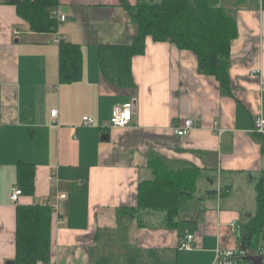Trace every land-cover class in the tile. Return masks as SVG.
<instances>
[{
  "label": "crops",
  "instance_id": "obj_1",
  "mask_svg": "<svg viewBox=\"0 0 264 264\" xmlns=\"http://www.w3.org/2000/svg\"><path fill=\"white\" fill-rule=\"evenodd\" d=\"M209 1L237 23L229 89L202 72L192 52L150 38L132 60L133 87L105 80L99 47L131 45L137 34L121 0H59L55 11L67 20L55 33L32 32L14 5L0 4V264L15 258L16 207L53 206L61 195L50 260L38 264H213L216 250L242 248L239 235L264 182V136L253 130L255 117L264 118V0ZM60 40L82 49L80 82L59 83ZM133 99L131 125L111 128L114 108ZM85 116L95 125L84 126ZM187 119L197 129L179 138L172 128ZM154 159L199 172L197 192L174 227L167 211L137 207ZM19 161L36 168L35 195L13 204ZM220 188L228 192L209 196ZM188 235L191 250H182Z\"/></svg>",
  "mask_w": 264,
  "mask_h": 264
},
{
  "label": "trees",
  "instance_id": "obj_2",
  "mask_svg": "<svg viewBox=\"0 0 264 264\" xmlns=\"http://www.w3.org/2000/svg\"><path fill=\"white\" fill-rule=\"evenodd\" d=\"M134 23L137 34L131 45H103L99 47L100 72L105 80L121 87H133L132 60L146 51L148 38L156 43H170L195 54L202 72L216 75L222 88L229 89L228 65L231 45L237 37V23L209 0H162L160 3L129 5L121 0ZM20 18L27 21L35 33H55L58 21L53 12L59 0H11ZM83 78V52L79 45L59 42V83L80 82ZM154 177L138 186L137 207L144 210L167 211L168 227H174L179 209L192 199L198 189L196 169L170 170L159 160L150 161ZM36 168L19 161L17 185L23 195H35ZM222 189V188H221ZM221 191H209L220 197ZM226 194V191H225ZM256 211L240 232L248 250H256L264 234V182L256 188ZM53 209L49 205L29 204L16 207L15 264H38L51 257ZM242 246V247H244Z\"/></svg>",
  "mask_w": 264,
  "mask_h": 264
},
{
  "label": "built area",
  "instance_id": "obj_3",
  "mask_svg": "<svg viewBox=\"0 0 264 264\" xmlns=\"http://www.w3.org/2000/svg\"><path fill=\"white\" fill-rule=\"evenodd\" d=\"M11 0H0V4H9ZM53 17H55L58 21V23L65 22L67 19L64 15L58 14L56 11L53 12ZM257 72H251V75H256ZM260 91L264 92V81L260 85ZM135 107H136V99H133L131 102H128L126 104H123L121 106H117L114 108L112 112V116L110 118L109 126L111 128L115 129H124L131 125L133 115L135 113ZM57 110L51 111V116L56 117L57 116ZM82 123L84 126H94L95 121L85 116L82 119ZM197 129V123L194 120L187 119L183 120L178 126H174L172 128V132L179 138H185L187 137L191 131ZM253 130L256 134L264 136V118L261 116H257L254 119L253 123ZM217 133H219V130H216ZM53 182L57 183L56 176L53 178ZM220 188L218 191H221ZM228 191H226L227 193ZM225 194V191L223 192ZM23 193L22 190L15 186L12 189L10 200L13 204H17L19 202V199L22 197ZM66 199L65 195H61L57 197V201L53 206L49 205L48 203L44 205H49L54 213H57L58 211V201ZM235 222L233 223V226H235ZM194 240V236L188 235L183 240L180 248L182 250H191V244ZM251 258H258L260 260V264H264V247L261 246L255 255H250L247 249H244L243 247L237 251H231V250H216L215 252V259L213 261V264H254Z\"/></svg>",
  "mask_w": 264,
  "mask_h": 264
},
{
  "label": "water",
  "instance_id": "obj_4",
  "mask_svg": "<svg viewBox=\"0 0 264 264\" xmlns=\"http://www.w3.org/2000/svg\"><path fill=\"white\" fill-rule=\"evenodd\" d=\"M244 239L242 241V246H244ZM244 249H246V247H243ZM251 260L253 261L254 264H260V260L258 258H251ZM7 264H15L13 261L8 262Z\"/></svg>",
  "mask_w": 264,
  "mask_h": 264
}]
</instances>
